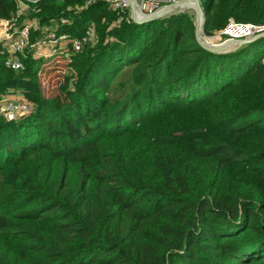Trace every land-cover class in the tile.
<instances>
[{"label": "trees", "instance_id": "16d2710c", "mask_svg": "<svg viewBox=\"0 0 264 264\" xmlns=\"http://www.w3.org/2000/svg\"><path fill=\"white\" fill-rule=\"evenodd\" d=\"M201 2L206 34L264 23V0ZM26 4L0 0L35 44L13 68L0 41V264H264V36L216 52L190 7ZM56 21L94 33L47 95L36 44ZM8 95L30 108L7 118Z\"/></svg>", "mask_w": 264, "mask_h": 264}, {"label": "built area", "instance_id": "2783aa9c", "mask_svg": "<svg viewBox=\"0 0 264 264\" xmlns=\"http://www.w3.org/2000/svg\"><path fill=\"white\" fill-rule=\"evenodd\" d=\"M26 1L35 0H21V4L27 7ZM111 5L120 10H129L131 8V0H107ZM177 0H138V10L141 15L151 14L161 9L164 5ZM185 10L187 7H178ZM132 16V15H131ZM129 18V17H127ZM133 18V17H132ZM62 22H69L68 18H63ZM4 26V35L1 40H8V49L11 52L5 63L9 67L22 68L23 62L18 56V53H23L26 47L35 45L31 40V24L22 27L17 33L12 32L9 28L8 21H0ZM264 32V23H256L250 21H238L234 18L228 20L226 25L210 36L205 35L207 40L214 42H226L235 38H247ZM94 27L90 25L81 36L73 37L68 32L59 30L58 21L47 26L44 37L37 41L38 50L41 53L45 48H52L55 51L60 49L61 53H65L68 57L72 51L79 50L83 44L92 38ZM30 103L16 96H6L1 106V111L5 113L7 118L13 119L20 112L27 111L30 108Z\"/></svg>", "mask_w": 264, "mask_h": 264}, {"label": "water", "instance_id": "95a60500", "mask_svg": "<svg viewBox=\"0 0 264 264\" xmlns=\"http://www.w3.org/2000/svg\"><path fill=\"white\" fill-rule=\"evenodd\" d=\"M188 4H191L193 6V8L195 9V13H196V18H197V27L195 31L196 38L203 47L209 50L216 51V52L229 51L243 43L251 42V41L257 40L264 36V32H263V33H259L251 37L235 38V39H231L226 42H214V41L207 40L205 35H203L204 22L206 19V12L202 5L201 0H177V1L164 5L161 9L157 10L154 13L146 14V15H141L139 13L138 0H131V14H132L133 19L136 22H146L154 18L161 17L169 13L173 9H176L178 7H184Z\"/></svg>", "mask_w": 264, "mask_h": 264}, {"label": "rangeland", "instance_id": "374dc122", "mask_svg": "<svg viewBox=\"0 0 264 264\" xmlns=\"http://www.w3.org/2000/svg\"><path fill=\"white\" fill-rule=\"evenodd\" d=\"M129 10L131 12V8ZM196 27H197V18H196V25L194 28V32L196 31ZM3 30H4V26L0 24V38H2V36L4 35ZM215 32L216 31H214V33ZM203 35L210 36L209 34L205 33V26L203 30ZM43 52L44 53L41 54L43 55L44 61L41 65L39 72L40 80L44 93L47 95H53L58 91V86L60 82L63 80V77L67 71V66L65 64L68 62L69 57L65 53H61L60 49L56 52L52 48H45L43 49ZM10 97H14V96L10 95Z\"/></svg>", "mask_w": 264, "mask_h": 264}, {"label": "crops", "instance_id": "0c3cea01", "mask_svg": "<svg viewBox=\"0 0 264 264\" xmlns=\"http://www.w3.org/2000/svg\"><path fill=\"white\" fill-rule=\"evenodd\" d=\"M185 7L189 8V7H193V6L191 4H188ZM50 25H52V24H50ZM50 25H47V26H50Z\"/></svg>", "mask_w": 264, "mask_h": 264}]
</instances>
